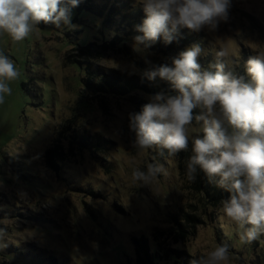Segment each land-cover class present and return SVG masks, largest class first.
<instances>
[{"label": "rangeland", "instance_id": "374dc122", "mask_svg": "<svg viewBox=\"0 0 264 264\" xmlns=\"http://www.w3.org/2000/svg\"><path fill=\"white\" fill-rule=\"evenodd\" d=\"M91 3L100 19L97 26L107 18L106 37L118 35L128 49L109 50L88 62L125 79L145 80L152 65L171 66L172 57L199 45L201 70L214 71L215 52L227 48L234 71L247 80V60L264 53V0H232L227 22L216 31L181 29L179 46L169 49L161 38L162 44L157 41L139 52L133 37L140 33H133V24L145 14L138 0ZM41 24L20 42L0 34V51L21 73L9 82L12 93L0 103V228L6 230L0 264H139L134 248L141 239L147 258L157 252L152 264H166L163 249L177 248L189 263L225 243L231 264H262L264 236L240 244L236 226L218 219L220 201L226 198L210 202L186 178V152L169 158L156 148L131 147L128 114L139 112L159 92V80L148 81L153 94L141 87H128L124 94L93 93L81 82L85 74L79 66L85 64L78 62L83 58L77 50L67 57L65 28ZM97 26L67 33L93 41ZM72 136L87 139H72L71 147ZM47 151L56 166L48 163ZM157 162L166 174L149 186L132 181L134 167L146 170L148 163ZM177 221L189 224L191 231L186 228V237L178 241L168 236Z\"/></svg>", "mask_w": 264, "mask_h": 264}, {"label": "clouds", "instance_id": "9594fccd", "mask_svg": "<svg viewBox=\"0 0 264 264\" xmlns=\"http://www.w3.org/2000/svg\"><path fill=\"white\" fill-rule=\"evenodd\" d=\"M81 0H0V34L20 42L41 24L57 29L71 25L72 9ZM145 14L134 30V50L146 51L159 39L173 42L181 29L216 31L227 22L232 0H138ZM199 45L152 65L143 75L149 81H167L169 92L160 91L128 114L134 134L131 147L156 148L161 157H176L189 150L186 178L195 182L198 171L209 183L228 193L220 201L218 219L236 226L241 245L264 236V53L246 62L248 79L236 74L227 48L215 52L213 70H201ZM231 65V66H230ZM227 69V70H226ZM21 73L9 56L0 51V103L11 95L9 82ZM167 169L148 163L134 167L131 179L150 185ZM6 230L0 228V247H6ZM189 264H231L229 245L218 244Z\"/></svg>", "mask_w": 264, "mask_h": 264}, {"label": "trees", "instance_id": "16d2710c", "mask_svg": "<svg viewBox=\"0 0 264 264\" xmlns=\"http://www.w3.org/2000/svg\"><path fill=\"white\" fill-rule=\"evenodd\" d=\"M91 2H93V0H81L79 5L72 9L71 25H73L74 27L64 26L63 28H65L66 31H62V33H64L65 35L63 37L62 43L63 45L65 44L68 46V48H66L67 49L66 51L70 53L67 57L69 56L73 57L74 55L73 50H77V56L83 58L82 61L78 62V64H81V65L83 63L85 64L83 65L84 66L83 69L79 66L80 70L85 74V78L81 80L82 84L85 86L87 90L93 93L101 92L102 90H104L109 93L124 94L125 92H128L131 88L141 87L147 92L153 94V88L149 85L148 83L149 80L147 78H145V80L143 78H138V77L137 78L133 77V80L125 79L124 77H121V75L123 76L124 74L115 73L112 70H105L102 68H98L93 63L88 62L89 58H92V59L102 58L103 55L106 54L109 50L117 49L119 51H123V53H126L125 50L128 49L126 43L122 42L123 39L119 38L118 35L114 34L109 39L106 37L105 30L107 27L104 24V22L107 23V20H108L107 18L106 19L103 18L101 26H97V22L100 19L92 13L93 8H92ZM138 24L140 23L136 22L133 25L135 26ZM41 25L43 28H46V29L54 28V25L52 24L42 23ZM89 25L93 27H95V25L97 26L95 30L96 32H92L91 38H93V41H90V38L82 39V37H76V36L72 37L70 36V33H67V31L69 32L70 31L76 32V31H83V30L89 31L91 30ZM133 33L135 34L138 33L134 30V27H133ZM158 41L161 42L160 44H162L161 39H159ZM176 43H177V38H175L173 42L169 43V45L168 44H165V45H168L167 48L172 49L171 47L175 48L179 46V45L175 46ZM72 63H74V61H72ZM94 75L98 77H94ZM93 80H97V81H93ZM157 83H159L158 84L159 92L160 91L169 92L170 85L167 81L159 80ZM128 87L130 89H127ZM132 99H135V97ZM138 103L143 104L142 101H138ZM72 139L74 140L79 139L80 142L82 141L86 142L87 137L72 136L69 142L71 147H72V141H73ZM49 153L50 151H47L48 160H49L48 163L56 166L53 163L54 161L51 158V156H49ZM56 154L58 156L60 153H56ZM186 154L189 157L192 154L191 150H189V152L187 151ZM182 158H185V156L183 155ZM186 160H188V158ZM186 164H187V161L185 162V165L183 167L185 169V172H186ZM192 187L197 190L200 189L204 191V193L206 194V198H208V200L213 203H214V200L218 198L228 197V193L226 191L217 187L214 183H209L205 175L200 171H198L197 173L195 182L194 183L192 182ZM188 226L190 227L189 224ZM189 227L177 221L176 226L172 227V229L169 230L168 236L178 241L181 238L186 237V228H188L187 232L189 233L191 232ZM144 242H145L144 239H141V241L138 242L137 246L134 248L135 253L139 257L138 263L139 264H152V259L156 257L157 252L155 251V253L152 256L150 257L148 256L149 258H147V254L145 251L146 245L144 244ZM159 248L162 249V246L159 245ZM163 250H164L163 255L161 256H163L162 259L166 261V264H189L186 261L185 254L183 252L181 253L177 252L178 251L177 248L163 249ZM141 251L145 254V256H143ZM176 258H179L181 262L175 260ZM262 264H264V262Z\"/></svg>", "mask_w": 264, "mask_h": 264}]
</instances>
